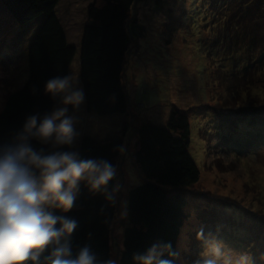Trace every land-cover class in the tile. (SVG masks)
Here are the masks:
<instances>
[{
    "label": "trees",
    "instance_id": "16d2710c",
    "mask_svg": "<svg viewBox=\"0 0 264 264\" xmlns=\"http://www.w3.org/2000/svg\"><path fill=\"white\" fill-rule=\"evenodd\" d=\"M61 1L0 0V40L14 44L15 40L22 39V34H31L38 23L29 37L28 79L20 88L4 95L0 110V143L11 141L26 116L51 110L54 101L44 94L45 82L55 76L70 74L79 53L86 111L90 115L95 113L112 118H108L104 126L100 125L97 132L91 130L101 137L105 128L110 131L108 137L96 139L86 134L78 138L74 147L82 157L105 158L118 165L119 179L127 188L121 198L128 200V216L118 218V205L107 207L101 213V206L107 202L102 196L93 197L81 185L75 207L68 213L56 210L57 215L79 221V228L73 235V250L88 244L100 260L111 258L117 260V264H135L133 254L145 251L156 242H170L172 250L179 253L181 235L193 214L191 197L200 195L194 192V187L201 180L202 172L189 150L191 119L188 109L172 105L167 123L160 125L143 119L131 107L125 81L128 55L133 45L142 46V40L147 36L146 27L137 22L140 5L149 1L161 11L164 24L161 31L156 30L154 34H163L164 41H170L166 35L174 38L180 33L202 34L203 26L210 27L209 23L217 19L222 21L225 45L216 49L214 43L219 37L209 35L210 32L207 33L209 38L202 39L203 45L209 44V48L214 47V52H218L214 67L218 65L224 75L234 77L233 67L240 71L238 74H242L245 83L237 92L245 93V97L254 102L264 100V0H90L77 45L70 41L59 16ZM216 25L212 23L210 29ZM6 47L5 52L11 48ZM5 52L0 54V60ZM227 63L231 65L227 66ZM13 84L10 79L6 82L11 88ZM227 105L224 102L221 111L214 113L217 133L229 132L234 116L230 113L233 112L239 118V126L247 130L239 139L235 138L237 141L229 139V135L224 141H235L232 149L246 153L248 149H255V142L264 143V122L259 121L264 119V102L254 109L245 106L232 112L226 109ZM249 121H253L251 130L245 124ZM120 145L130 153L131 162L142 177L141 183L130 186L125 181L123 159L126 152L121 154L117 150ZM34 146L40 147L35 142ZM227 147L231 148L229 144ZM209 221L219 223L215 219ZM116 229L121 230L118 235ZM248 230V237H251L255 230ZM231 235L225 232L214 236L229 240ZM231 239L233 245H242L241 248L249 241L245 236L237 238L234 235ZM174 259L176 264H192L196 257L186 254L181 259L179 254Z\"/></svg>",
    "mask_w": 264,
    "mask_h": 264
},
{
    "label": "rangeland",
    "instance_id": "374dc122",
    "mask_svg": "<svg viewBox=\"0 0 264 264\" xmlns=\"http://www.w3.org/2000/svg\"><path fill=\"white\" fill-rule=\"evenodd\" d=\"M89 2L90 0H62L59 5L61 21L70 41L76 45L80 43L81 29L86 19L85 9ZM138 18L137 22L146 27L147 36L142 40L143 45H133L128 55L125 81L128 84L131 107L143 119H150L160 125L167 123L172 105L188 109L191 119L189 150L202 172L201 180L194 187V192L200 195L191 197L192 218L181 235V259L186 254L197 258L203 250L202 242L197 239V233L203 229L205 235L226 232L228 235L233 234L232 237L235 235L237 238H248L249 241H245V247L242 248L239 247L242 245L235 246L231 243L232 237L229 240H220L226 254L232 257V264L237 261L240 264H264V143L255 142V149H248L247 153L233 150V144L247 129L239 126V118L233 112L230 113L234 116L231 117L233 123H230L229 132L218 134L215 125L217 117L214 116V113L221 111L224 102L228 104L226 109L232 112L245 106L250 109H254V106L257 108L264 100H255L254 104L251 98L245 97V93L240 95L237 92L238 87L245 83L242 74H238V69L233 67L234 77H228L218 65L214 67L218 56L214 47L221 49L225 45V35L221 33L224 30L221 26L223 22L219 19L209 23L210 27L203 26L202 34L180 33L174 38L166 35L170 41L165 42L163 34H154L156 30L161 31L165 20L156 6L149 1L143 2ZM212 23L218 25L211 30ZM36 25L31 34H22V39L15 40L14 44L5 39L0 40V54L5 52L6 46L11 47L0 60V110L4 95L20 88L28 79L29 37L34 33ZM208 32L211 36L219 37V41L216 40L212 48L202 42V39L209 38ZM78 59L79 53L74 58L70 73L77 75L82 86ZM230 65L231 63H227V66ZM9 79L14 81L13 88L6 85ZM230 95L234 96L229 97ZM218 101L223 102L220 104ZM77 115L80 120L77 125L80 136L87 134L96 139L108 137L106 135L110 131L105 128L102 129L101 137L94 133L112 117L95 113L90 115L85 109V103L81 105ZM228 118L230 119L229 116ZM259 121L264 122V119ZM252 123L253 121L245 123L249 130L252 129ZM92 129L95 132H91ZM227 135L235 141H224ZM129 138L130 131L126 136V144ZM129 154L126 152L124 155L123 170L125 181L131 186L141 183L142 177L132 164ZM210 219L219 223L209 221ZM248 228L255 230L251 232V237H248ZM120 231L116 229V235Z\"/></svg>",
    "mask_w": 264,
    "mask_h": 264
},
{
    "label": "clouds",
    "instance_id": "9594fccd",
    "mask_svg": "<svg viewBox=\"0 0 264 264\" xmlns=\"http://www.w3.org/2000/svg\"><path fill=\"white\" fill-rule=\"evenodd\" d=\"M43 91L54 101L51 110L26 116L11 141L0 143V264H117L111 258L100 260L88 244L74 252L79 221L56 210L70 212L83 185L107 202L101 213L118 205V218L126 219L128 200L121 193L127 188L119 179L118 165L82 157L74 147L81 135L77 113L86 101L74 72L49 78ZM117 150L126 152L123 145ZM197 239L203 250L192 264H232L212 233L205 235L201 229ZM178 256L170 242H156L132 258L135 264H176Z\"/></svg>",
    "mask_w": 264,
    "mask_h": 264
}]
</instances>
